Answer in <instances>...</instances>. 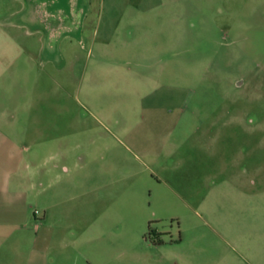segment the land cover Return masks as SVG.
Instances as JSON below:
<instances>
[{"label": "rangeland", "instance_id": "1", "mask_svg": "<svg viewBox=\"0 0 264 264\" xmlns=\"http://www.w3.org/2000/svg\"><path fill=\"white\" fill-rule=\"evenodd\" d=\"M57 5L61 22L78 19L71 32L24 22L29 0H0V143L8 135L30 161L87 151L90 167L114 169L99 253L93 237L63 246L56 232L50 264H264V0ZM161 147L177 148L169 163L209 167V182L173 177L199 189L197 210L141 170ZM29 228L6 262L26 264Z\"/></svg>", "mask_w": 264, "mask_h": 264}, {"label": "crops", "instance_id": "2", "mask_svg": "<svg viewBox=\"0 0 264 264\" xmlns=\"http://www.w3.org/2000/svg\"><path fill=\"white\" fill-rule=\"evenodd\" d=\"M29 5L30 9H33L32 15L22 16V20L32 26L42 22L50 24V34H53L59 25L62 26L60 31L63 34L71 32L78 24V19L71 18L70 14H67L70 19L61 22L62 15L66 12L57 5V0H29ZM69 153V150L56 151L46 157L38 156L36 161H30L29 158H24L22 149L14 139L8 135L1 136L0 264H16L5 261L6 251H9L10 243L12 249L16 250L17 245L27 241L26 236L31 232L30 224L34 226L35 236L31 239L32 249L26 264H50L49 254L56 232L62 234L60 243L63 246L67 245L68 234L72 235L71 240L77 239L76 242L82 246L83 242L87 243L89 237H93L91 240L96 251L92 255L99 253L98 245L103 231L97 224L102 214L99 213V201L106 189L104 177L106 174L109 176L114 167L107 165L108 173L105 174L104 164L89 166L87 151H81L77 158L72 157V162V154L69 156ZM148 153L151 154V161L144 163L145 167H141V170L146 169L151 173L150 178L156 186L168 188L171 193L180 197L187 207L197 210L194 203L200 201L199 189L194 185L184 188L185 186L175 182L173 177L175 170L181 168L188 174L189 181L197 182L193 178L203 176V181L209 182L212 177V173L207 171L209 167L201 166L197 160L186 164L181 158L176 164L169 163V156L177 153L176 147H161L147 152V155ZM3 155L4 160L1 159ZM32 174L37 176L36 180ZM32 200L40 203L39 216V213L36 216L33 212V204L30 203ZM33 219L40 221L33 222ZM82 246L81 251L84 250ZM51 263L55 264L54 261Z\"/></svg>", "mask_w": 264, "mask_h": 264}, {"label": "flooded vegetation", "instance_id": "3", "mask_svg": "<svg viewBox=\"0 0 264 264\" xmlns=\"http://www.w3.org/2000/svg\"><path fill=\"white\" fill-rule=\"evenodd\" d=\"M163 234H164L163 232H154L153 230L150 232V236L152 235L154 240L161 239L162 243L164 242L163 238L161 237V235H163ZM162 243H160V244H162ZM153 244H156V243H153Z\"/></svg>", "mask_w": 264, "mask_h": 264}, {"label": "trees", "instance_id": "4", "mask_svg": "<svg viewBox=\"0 0 264 264\" xmlns=\"http://www.w3.org/2000/svg\"><path fill=\"white\" fill-rule=\"evenodd\" d=\"M151 231L152 230H149V234H150ZM153 243L160 244V243H162V240L161 239H157V240L153 239Z\"/></svg>", "mask_w": 264, "mask_h": 264}, {"label": "built area", "instance_id": "5", "mask_svg": "<svg viewBox=\"0 0 264 264\" xmlns=\"http://www.w3.org/2000/svg\"><path fill=\"white\" fill-rule=\"evenodd\" d=\"M33 212L35 215H37L39 213V211L37 209H35Z\"/></svg>", "mask_w": 264, "mask_h": 264}]
</instances>
